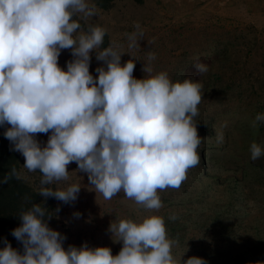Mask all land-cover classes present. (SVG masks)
Returning a JSON list of instances; mask_svg holds the SVG:
<instances>
[{
	"label": "clouds",
	"instance_id": "obj_1",
	"mask_svg": "<svg viewBox=\"0 0 264 264\" xmlns=\"http://www.w3.org/2000/svg\"><path fill=\"white\" fill-rule=\"evenodd\" d=\"M96 15L88 0H0V126L10 125L4 136L25 158L23 168L41 173V196L75 201L79 184L47 186L68 181L67 166L75 162L105 200L123 192L142 208L158 211L163 207L158 192L179 189L188 170L200 162L203 141L194 118L202 101L201 84L192 78L173 82L164 71L153 74L155 53L144 61L145 77L135 78L139 58L121 64V57L140 45V24L128 34L129 51L115 42L102 48L107 30L88 23ZM65 49L74 57L66 71L58 64ZM93 51L106 65L96 69L98 78L89 71ZM196 68L201 74L208 70L199 62ZM260 124L264 114H257L252 126ZM48 133L41 146L37 134ZM216 135L222 143L223 133ZM250 153L255 161L264 149L253 142ZM13 178H23L15 166L0 183ZM45 217L51 214L41 204L20 212L22 223L12 235L24 251L5 241L0 264H177L171 251L176 242L168 239L159 215L111 223L115 241L123 242L117 255L108 247L87 244L65 250L66 237L50 228ZM183 264L206 262L190 257Z\"/></svg>",
	"mask_w": 264,
	"mask_h": 264
},
{
	"label": "rangeland",
	"instance_id": "obj_2",
	"mask_svg": "<svg viewBox=\"0 0 264 264\" xmlns=\"http://www.w3.org/2000/svg\"><path fill=\"white\" fill-rule=\"evenodd\" d=\"M96 8L88 23L107 30L102 48L115 42L129 51L128 34L140 24V45L121 57V64L139 58L135 78L145 77L144 61L155 53L153 74L164 71L173 82L192 78L201 84L194 118L203 141L200 162L179 189L158 192L163 204L158 211L142 208L123 192L105 200L87 173L70 163V179L47 186L79 184L78 198L67 204L54 198L48 226L66 237L65 250L87 244L117 255L123 242L115 241L111 223L159 215L168 239L176 242L171 251L177 264L190 257L206 264H264V156L253 161L250 153L253 142L264 149V124L252 126L256 115L264 114V0H113L106 9ZM90 55L89 71L98 78L96 69L106 65L95 51ZM73 59L70 49L61 50L58 64L66 71ZM198 62L207 66L206 73L197 71ZM217 133H223L222 143ZM49 135L36 139L45 146ZM24 162L21 155L23 178L41 186V173L28 172ZM13 248L24 251L20 241Z\"/></svg>",
	"mask_w": 264,
	"mask_h": 264
},
{
	"label": "trees",
	"instance_id": "obj_3",
	"mask_svg": "<svg viewBox=\"0 0 264 264\" xmlns=\"http://www.w3.org/2000/svg\"><path fill=\"white\" fill-rule=\"evenodd\" d=\"M112 1L93 0V3L101 9H106ZM8 127L10 125L7 124L0 126V180L13 166L21 172V155L12 150L10 141L4 136ZM40 187L36 183L27 182L24 178L21 180L13 178L8 183H0V249L5 246V241L12 247L18 242L12 231L22 223L21 211L30 209L36 203L44 206L50 213L54 197L41 196L38 193Z\"/></svg>",
	"mask_w": 264,
	"mask_h": 264
}]
</instances>
